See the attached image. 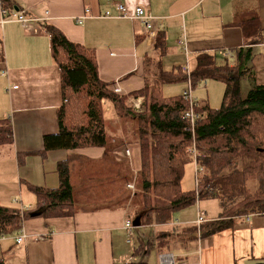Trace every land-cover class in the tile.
Segmentation results:
<instances>
[{
  "label": "trees",
  "instance_id": "obj_1",
  "mask_svg": "<svg viewBox=\"0 0 264 264\" xmlns=\"http://www.w3.org/2000/svg\"><path fill=\"white\" fill-rule=\"evenodd\" d=\"M2 9L16 11L12 0H0ZM245 48L219 56L200 53L191 73L192 89L201 82L214 80L225 84L222 105L213 109L207 102L194 109L201 117L193 127L184 118L191 110L185 98L163 96L165 86L187 83L182 66L165 70L162 61L148 56L145 60V87L129 96L115 94L100 79L96 52L71 42L57 28L43 24L51 42L53 59L61 71L63 105L57 111L59 131L44 137L47 153L58 150L102 148L100 160L74 158L58 164L60 185L57 189L28 184L36 197L34 208L22 211L0 202V237L16 238L27 220L73 217L81 211L127 210L139 219L140 227H155L152 239L142 241L133 256L148 257L152 251L173 253L182 247L231 229L242 219L264 215V86L257 85L253 65V46L264 43L260 18L237 17ZM165 36L157 33L155 48L164 49ZM150 55V54H149ZM235 58V63L233 59ZM0 40V64L4 62ZM249 78L252 88L241 95V80ZM145 100L144 112H134L132 100ZM108 101L116 115L128 124V141L110 143V128L103 114ZM141 112V111H140ZM134 142L141 150V170L115 160L114 151ZM13 144V126L0 119V149ZM200 154L203 168L201 185L183 191L185 166L192 161V148ZM134 186V191L128 189ZM216 199L218 219L177 228V214L199 205L201 200ZM189 260V258H188ZM0 264H5L4 257ZM127 264H146L130 262ZM251 264H264L255 260Z\"/></svg>",
  "mask_w": 264,
  "mask_h": 264
},
{
  "label": "crops",
  "instance_id": "obj_2",
  "mask_svg": "<svg viewBox=\"0 0 264 264\" xmlns=\"http://www.w3.org/2000/svg\"><path fill=\"white\" fill-rule=\"evenodd\" d=\"M12 1L18 9L8 11V21L0 24L5 58L0 64V119H9L13 126L10 146L13 160L0 169V202L20 200L17 204L28 208L36 205L28 184L57 189L60 162L79 157L100 160L105 153L102 148H88L41 155L44 137L59 131L57 111L63 105L61 71L51 53L50 37L41 29L43 24L57 28L71 42L95 50L100 79L113 92L119 89L121 96L145 87L147 55L162 61L167 71L183 65L186 58L178 45L182 33L194 57L211 53L221 58L245 48L243 33L235 24L237 17H259L264 36V0ZM118 5H123L130 16L139 7L152 14L156 33L165 36L164 49L155 48L156 40L147 41L139 20L118 18ZM107 12L114 18H105ZM20 13L26 14V23L18 20ZM252 48L255 80L257 85L264 86V43ZM104 104L106 112H113L105 118L111 130L110 143L128 141V124L120 121L110 102ZM113 154L117 162L129 165L126 173L129 168L133 173L141 170L138 144L127 143ZM18 190L19 194L15 195ZM217 210L218 213L208 218L204 209L206 219H218L221 209ZM136 219L127 210H89L67 218L27 220L23 224L26 239L20 246L15 238L0 237V258L4 257L5 264H127L134 258L128 257L126 245L131 243L129 240L124 243V236H133L135 230L130 234L125 223ZM176 224L179 228V221ZM142 228L146 227H139L138 231ZM151 228L155 233L158 231ZM176 252L173 254L177 257ZM183 256L188 264H251L263 260L264 215L247 217L231 229L190 244Z\"/></svg>",
  "mask_w": 264,
  "mask_h": 264
},
{
  "label": "rangeland",
  "instance_id": "obj_3",
  "mask_svg": "<svg viewBox=\"0 0 264 264\" xmlns=\"http://www.w3.org/2000/svg\"><path fill=\"white\" fill-rule=\"evenodd\" d=\"M41 29L43 31H45V28H41ZM175 33L176 34L179 33L178 30H176ZM182 34L184 35L185 33H182ZM142 47H144V46H142ZM226 55H229V53H227ZM219 56L220 57L218 60H219V63H221L222 60H224V58H221V55H219ZM195 59H196V57H194L191 53V56L189 59L191 70L194 69ZM184 64H185V62L183 63V65ZM251 88H252V82L249 78H245V79L241 80V95L243 98L247 97ZM187 89H188L187 83L186 84L185 83H178V84H174V85H168V86H165L163 89V96L167 97V98H171L174 96H180V95L183 96V94L185 93V91H187ZM224 92H225V84L224 83L214 81V80H207V81H201L194 88L193 97L196 98L197 100H199L200 103L207 102L211 108L219 109L222 105ZM144 102H145V100H144ZM129 104L132 105L133 104L132 101L129 102ZM103 109H104V111H103L104 118H107L110 115H113V112L112 113L106 112L107 106H105V104L103 105ZM142 111L144 112V108H142L141 112H138L137 114L142 113ZM6 116H7V118L9 117V115H7V114H6ZM12 160H13V158H11V148L9 146L8 147L5 146V147L1 148L0 149V169L3 166H9L11 164ZM196 168H197V164L195 163L194 160L190 161L185 166V172H184V177H183V181H182L183 191L188 192V191H192L196 188V180H195ZM131 191H134V190H131ZM18 194H19V190L17 191V193L15 195H18ZM3 206L17 207V208L20 207V205L15 203L14 201L6 202L5 204H3ZM217 208H220V207H219V202L216 199L201 200V202H199L198 206L196 205L195 207H192L190 209L184 210V212L179 213V215L177 217V221H179V229L182 230L183 227L186 225L185 223H189V222L194 221L198 216L199 210L207 209L208 218H211L212 215H215L216 213L219 212L217 210ZM133 218H134V216H132V219ZM138 229L139 228L134 227L133 231L135 230V232L133 233V236L128 237L129 239L127 238V236L126 237L124 236V243L128 240L131 243L130 246L126 245V250L128 251V257L129 256L132 257V255L134 254V250L138 249V247L142 241L150 240V239H152V236L154 234H156L154 232L153 228H149V227H147L145 229L142 228L143 230L141 229V231H138ZM188 247H189V245L182 247L179 251H177L175 253L178 255L177 256L178 257L177 262H179V261L188 262L186 260V258L183 256L184 251ZM179 253L182 255V258L181 257L179 258V256H180ZM159 256H160V254H158L154 250L151 252L150 255H148V257H139V258L136 257L135 258L133 256L134 259L132 261L137 262V263L147 262V264H159Z\"/></svg>",
  "mask_w": 264,
  "mask_h": 264
},
{
  "label": "built area",
  "instance_id": "obj_4",
  "mask_svg": "<svg viewBox=\"0 0 264 264\" xmlns=\"http://www.w3.org/2000/svg\"><path fill=\"white\" fill-rule=\"evenodd\" d=\"M104 17L108 18V19L114 18L110 12H107ZM117 17L118 18H125V19H137V20H139L140 23L142 24L145 32L147 33V41L149 43H153L154 40H156L157 33L155 30V22H156L155 17L152 14L147 13L144 8H141V7L136 8V10L134 11V14L132 16H130L127 13V11L123 5H118L117 6ZM8 19H9L8 10L0 9V24L3 25L4 23H6L8 21ZM18 20L22 23H26L27 22L26 14L20 13V18ZM178 45L181 48V50L183 51V53L185 54V58H186L185 64H184V66H182V72L184 74H186L188 77V81H187L188 89L183 94V97L185 98V100H187L189 102L190 107H191V110L187 111L184 114V118L186 120H188L191 123V125L194 127L196 121L199 120L201 117L199 116V114H196V112L194 111V109L198 108L199 102L197 101L196 98L193 97V89H192V82H191L192 70H191L190 60H189L191 52L189 51L188 41H187L185 35H183L179 39ZM114 93L119 95L120 90L115 88ZM132 103H133L132 108H133L134 112H140L142 110V108L145 107V103H144L143 98L132 100ZM126 153L128 156H130L129 150H127ZM191 154H192V159L197 164L196 176H195L196 184L202 185L204 183V180L200 179L199 175H200V173L202 174L203 168L198 164V157L200 156V154L197 152L195 147L192 148ZM128 188L131 190H134L133 185H129ZM16 202L21 203L20 200H16ZM20 208L22 211L30 209V208L25 207L23 205H21ZM204 221H205V214L203 212L196 222H197V225H200ZM125 229L131 234L133 232V229H134L133 222L128 220L125 223ZM25 239H26V235L24 234V232L22 230L21 234L18 235L15 239L16 244L18 246H20L21 244H23L25 242ZM159 264H188V263H186L184 261L177 262V257L173 253H162L159 256Z\"/></svg>",
  "mask_w": 264,
  "mask_h": 264
},
{
  "label": "water",
  "instance_id": "obj_5",
  "mask_svg": "<svg viewBox=\"0 0 264 264\" xmlns=\"http://www.w3.org/2000/svg\"><path fill=\"white\" fill-rule=\"evenodd\" d=\"M134 227L139 228L141 226L139 219H136L135 222H133Z\"/></svg>",
  "mask_w": 264,
  "mask_h": 264
}]
</instances>
